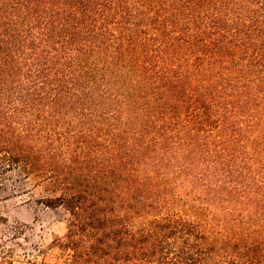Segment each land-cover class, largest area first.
<instances>
[{"label": "trees", "instance_id": "trees-1", "mask_svg": "<svg viewBox=\"0 0 264 264\" xmlns=\"http://www.w3.org/2000/svg\"><path fill=\"white\" fill-rule=\"evenodd\" d=\"M29 179L56 264H264V0H0V185Z\"/></svg>", "mask_w": 264, "mask_h": 264}, {"label": "rangeland", "instance_id": "rangeland-1", "mask_svg": "<svg viewBox=\"0 0 264 264\" xmlns=\"http://www.w3.org/2000/svg\"><path fill=\"white\" fill-rule=\"evenodd\" d=\"M30 191L35 198L45 194L33 186L31 179L0 185V242L14 247L15 264H56L62 259L51 243L66 231L68 212L63 207L51 208L36 202L34 197L29 199ZM17 222L26 227L24 234L14 237L11 228Z\"/></svg>", "mask_w": 264, "mask_h": 264}]
</instances>
